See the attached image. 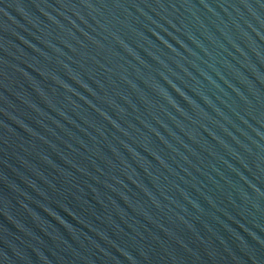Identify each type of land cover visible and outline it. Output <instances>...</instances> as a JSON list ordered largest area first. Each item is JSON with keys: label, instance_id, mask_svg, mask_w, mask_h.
Wrapping results in <instances>:
<instances>
[{"label": "water", "instance_id": "obj_1", "mask_svg": "<svg viewBox=\"0 0 264 264\" xmlns=\"http://www.w3.org/2000/svg\"><path fill=\"white\" fill-rule=\"evenodd\" d=\"M0 264H264V0H0Z\"/></svg>", "mask_w": 264, "mask_h": 264}]
</instances>
